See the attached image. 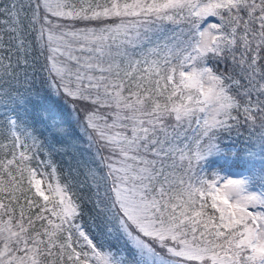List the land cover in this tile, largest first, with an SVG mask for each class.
<instances>
[{
	"label": "snow or ice",
	"instance_id": "1",
	"mask_svg": "<svg viewBox=\"0 0 264 264\" xmlns=\"http://www.w3.org/2000/svg\"><path fill=\"white\" fill-rule=\"evenodd\" d=\"M0 264H264V0H0Z\"/></svg>",
	"mask_w": 264,
	"mask_h": 264
},
{
	"label": "trees",
	"instance_id": "2",
	"mask_svg": "<svg viewBox=\"0 0 264 264\" xmlns=\"http://www.w3.org/2000/svg\"><path fill=\"white\" fill-rule=\"evenodd\" d=\"M246 135V133H243L241 136H236L235 134H233V138L232 140H228L226 141L227 144L229 145H235V148L237 150H239L241 147H243V139H244V136ZM220 163H223V161H218L217 162V166L220 164Z\"/></svg>",
	"mask_w": 264,
	"mask_h": 264
}]
</instances>
